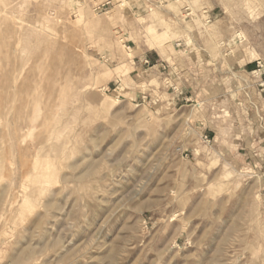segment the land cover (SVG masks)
I'll list each match as a JSON object with an SVG mask.
<instances>
[{
	"label": "rangeland",
	"instance_id": "obj_1",
	"mask_svg": "<svg viewBox=\"0 0 264 264\" xmlns=\"http://www.w3.org/2000/svg\"><path fill=\"white\" fill-rule=\"evenodd\" d=\"M187 5L0 0V264H264V0Z\"/></svg>",
	"mask_w": 264,
	"mask_h": 264
},
{
	"label": "crops",
	"instance_id": "obj_2",
	"mask_svg": "<svg viewBox=\"0 0 264 264\" xmlns=\"http://www.w3.org/2000/svg\"><path fill=\"white\" fill-rule=\"evenodd\" d=\"M190 1L186 0V5L189 4ZM186 7H188V5ZM123 36L124 37H128L129 40L132 41L131 38H130V37H132L130 33L126 34V32H124ZM132 44H133V47L135 48L134 49L135 50V56L133 58H139L140 62L142 60H144V58H150L155 63L158 61L157 59L156 60L154 59V58H158V54H156V52H152V51H149V50L138 49L139 46H137L134 41H132ZM138 51H140V53H138Z\"/></svg>",
	"mask_w": 264,
	"mask_h": 264
},
{
	"label": "built area",
	"instance_id": "obj_3",
	"mask_svg": "<svg viewBox=\"0 0 264 264\" xmlns=\"http://www.w3.org/2000/svg\"><path fill=\"white\" fill-rule=\"evenodd\" d=\"M145 63L147 64L148 62L147 61H145ZM259 65V64H258ZM261 65V64H260Z\"/></svg>",
	"mask_w": 264,
	"mask_h": 264
}]
</instances>
